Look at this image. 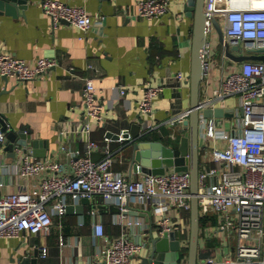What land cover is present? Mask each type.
Masks as SVG:
<instances>
[{"label":"crops","instance_id":"1","mask_svg":"<svg viewBox=\"0 0 264 264\" xmlns=\"http://www.w3.org/2000/svg\"><path fill=\"white\" fill-rule=\"evenodd\" d=\"M63 1L86 7L93 19L88 31L84 32L67 21L54 24L43 11L41 0H28V6L18 7L17 14L0 12V51L24 58L31 65L40 56L54 58L57 62L50 70L33 79L0 77V114L15 132L28 130L32 138L41 140L35 147L36 154L28 152L34 158L59 161L63 164L61 172L71 173L70 156L64 147L85 151L88 136L79 130L87 119L83 77L91 74L95 76L98 96L105 105V112L102 120H91L89 136L100 143H109L115 155L114 170L141 178L146 173L132 167L133 148L124 133L129 132L135 122L141 124L142 133L159 134L164 141L171 139L179 142L185 132L184 123H166L144 132L138 104L142 96L141 86L150 83L162 86L161 93L154 100L153 116L156 121L164 122L190 109L194 12L186 9L187 0H169L168 12L153 18L133 14L137 0ZM211 38L210 34V41ZM217 46L219 49H211V57L216 55L217 60L214 64L210 62V68L202 79L200 98L211 96L223 73L241 65V62L231 61L226 56L221 42ZM233 52L238 53L237 50ZM119 85L126 88L124 94L119 93ZM226 103L228 107L236 106L238 97L229 96ZM225 116L226 127L229 128L231 119L227 118L229 115ZM18 145L16 142L15 148ZM102 156L100 149L92 152L94 159ZM19 157L18 152L13 155L7 149L6 142L0 144V195L19 189L36 190L41 178L49 173L21 174ZM67 199L68 204L80 202L72 195H68ZM133 208L145 212L127 213L142 216L146 223L144 229H127L129 237L147 242L142 252L132 260V264H142V256L149 253L150 247V238L145 239V230L150 228L156 232L153 226L156 216L151 210H142L141 205L135 204ZM93 209L95 215L91 213ZM52 213L53 226L47 235L23 231L18 237L1 238L0 264H13L14 258L33 254L37 250L38 264H106L108 245L124 229L115 221L122 216L121 211L102 212L93 203H86L82 214L67 211L59 214L54 210ZM203 216L210 219L201 227L200 235L211 228L214 235L210 239L221 245L226 235L221 231L215 234L218 214L210 211ZM211 217L216 220L215 223ZM97 220L104 224L102 236L97 235L94 228ZM173 220L175 230L178 234L184 233V240L189 242L190 212L176 210ZM61 235L66 237L63 245L60 244ZM42 244L48 248L46 256H41ZM231 244L227 245L230 250L234 246Z\"/></svg>","mask_w":264,"mask_h":264},{"label":"built area","instance_id":"2","mask_svg":"<svg viewBox=\"0 0 264 264\" xmlns=\"http://www.w3.org/2000/svg\"><path fill=\"white\" fill-rule=\"evenodd\" d=\"M169 0H137L135 16L159 17L169 10ZM43 11L54 24L67 21L82 31H88L93 19L85 6L63 0H41ZM206 47L205 74L210 68L211 41L209 35L214 19L223 29L225 38L239 44L243 53H264V0H205ZM102 15L99 19L102 20ZM56 60L40 56L31 65L28 60L12 53L0 51V77L28 80L47 72ZM89 67H93L89 64ZM204 74V75H205ZM83 100L86 121L81 132L87 136L85 151L64 147L70 156L72 172L63 173V164L50 158H34L22 146L15 148L20 154V173L45 174L36 190L19 189L0 195V239L18 237L23 231L47 235L53 226V213L66 212L68 195L79 201L83 197L101 194L106 202L119 206L122 216L115 221L123 232L108 245L106 264H132L133 257L146 247V241L129 237V228L144 229L145 220L140 215H128L136 204L142 210L155 214L153 226L158 234L175 230L173 212L191 210V174L189 170L169 169L164 173L145 174L141 178L126 176L112 168L115 155L108 142L100 143L91 138V120H102L105 105L98 96L95 76L83 77ZM119 93L126 88L117 86ZM139 113L142 128L149 131L163 124H183L190 110L183 111L162 121L154 119V100L162 86L150 83L140 88ZM236 95L238 104L233 106L229 128L225 115L207 116L205 108L228 107L226 99ZM230 107V106H229ZM200 168L197 196L200 214L214 211L218 214L215 234L224 232L235 239L233 249L228 244L215 245L211 256L201 258L198 264H264V60L245 59L239 68L223 73L219 85L211 96L200 98ZM175 137L174 133H171ZM6 132L0 124V144H4ZM218 142V143H217ZM100 149L103 156L92 157ZM95 209L91 213L95 215ZM97 235L104 234L101 220L94 222ZM211 228L200 235V248L207 249L212 238ZM188 239V238H187ZM186 246L188 240L181 239ZM66 237L60 236V244ZM48 248L40 246L41 256ZM186 258V257H185Z\"/></svg>","mask_w":264,"mask_h":264},{"label":"water","instance_id":"3","mask_svg":"<svg viewBox=\"0 0 264 264\" xmlns=\"http://www.w3.org/2000/svg\"><path fill=\"white\" fill-rule=\"evenodd\" d=\"M28 0H0V12L17 14V8H26ZM205 0H187L186 9L194 12V35L192 46V69L190 73L191 81V106L189 116L184 120L185 132L180 136L177 145L173 143H165L160 139L143 138L145 133L141 132V124L135 122L130 131L125 132L124 136L131 140L133 154L131 158L132 167L136 170L147 174L164 173L169 169L177 171L189 170L191 174L190 190L191 210H190V233L189 242L187 244L188 251L186 258L182 257V242L178 237L176 230L158 234L150 228L145 230V239L150 238L149 253L142 256V264H198V260L211 256L215 248L216 242L212 239L207 241V249L200 248L201 234V214L200 203L197 196L198 192V175L200 168V94L201 82L205 74L204 56L206 47L205 32ZM214 25L219 33L221 44L224 46L226 56L231 61L241 62L245 59H261L264 60V53H243L239 44L228 41L222 27L216 19ZM237 50L238 53L233 52ZM7 77V76H5ZM232 107H216L205 108L204 114L207 116L231 115ZM0 124L2 129L6 131L7 149L13 155H16L15 143L22 146L25 152L36 154V145L41 142L38 138H32L31 131L19 130L15 132L13 126H9L5 117L0 114ZM8 130V131H7ZM113 135L114 133L108 132ZM17 134L19 135L16 138ZM132 137V138H131ZM86 203H93L100 211L111 210L113 212L121 211L120 207L111 202H106L101 194L93 197H83L80 202L74 204L69 203L66 206L68 213H84ZM131 213L145 214L138 209H131ZM39 251L33 254L21 255L12 260L13 264H38Z\"/></svg>","mask_w":264,"mask_h":264},{"label":"trees","instance_id":"4","mask_svg":"<svg viewBox=\"0 0 264 264\" xmlns=\"http://www.w3.org/2000/svg\"><path fill=\"white\" fill-rule=\"evenodd\" d=\"M143 138H148V139H160V140H162V137L159 135V134H156V133H145L144 135H143ZM162 141H164V140H162ZM164 142H167V143H173L174 145H177L178 144V142L176 141V140H171V139H168V140H166V141H164ZM190 212V211H189ZM191 216V215H190ZM208 219H210V217L208 216H201V227L203 226V225H205L206 224V221L208 220ZM211 219H212V221H213V223H215V219L214 218H212L211 217ZM176 233H177V235H178V237L179 238H184V236H182L184 233H180V234H178V232L176 231ZM187 251H188V247H187V245L186 246H183L182 247V251H181V253H182V257H186L187 256Z\"/></svg>","mask_w":264,"mask_h":264},{"label":"rangeland","instance_id":"5","mask_svg":"<svg viewBox=\"0 0 264 264\" xmlns=\"http://www.w3.org/2000/svg\"><path fill=\"white\" fill-rule=\"evenodd\" d=\"M211 35H212V38H211V41H212V44H211V46H212V48H213V50L215 49H219V48H217L218 46V44H219V42H220V38H219V33H218V31L215 29V30H213V32L212 33H210ZM218 51V50H217ZM211 62H212V64H214L215 63V61L217 60V56L216 55H214V57H211ZM231 240V243H233V245L235 244V239H231V238H229V237H226V239L223 241V244H231L229 241ZM219 241H220V239H219ZM232 245V244H231Z\"/></svg>","mask_w":264,"mask_h":264},{"label":"bare ground","instance_id":"6","mask_svg":"<svg viewBox=\"0 0 264 264\" xmlns=\"http://www.w3.org/2000/svg\"><path fill=\"white\" fill-rule=\"evenodd\" d=\"M256 2H258L259 0H255Z\"/></svg>","mask_w":264,"mask_h":264}]
</instances>
